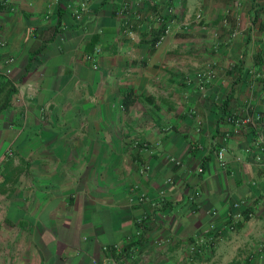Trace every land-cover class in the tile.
Returning a JSON list of instances; mask_svg holds the SVG:
<instances>
[{
  "label": "crops",
  "instance_id": "0c3cea01",
  "mask_svg": "<svg viewBox=\"0 0 264 264\" xmlns=\"http://www.w3.org/2000/svg\"><path fill=\"white\" fill-rule=\"evenodd\" d=\"M82 1L0 0V264H264V0Z\"/></svg>",
  "mask_w": 264,
  "mask_h": 264
},
{
  "label": "built area",
  "instance_id": "2783aa9c",
  "mask_svg": "<svg viewBox=\"0 0 264 264\" xmlns=\"http://www.w3.org/2000/svg\"><path fill=\"white\" fill-rule=\"evenodd\" d=\"M139 2H147L149 0H138ZM87 2L88 0H83L79 6L78 9L74 11L73 15L77 18L78 15L81 12H84L87 8ZM167 15H172V11L169 9L167 11ZM154 21L156 23L159 24V26L162 27L161 33L157 39V41L155 42L154 46H157L159 44V42L162 40V38L166 35L169 34L171 26L173 24V20L172 19H166L163 16L160 15H155L153 17ZM196 22H199L201 20L200 14H196L194 17ZM125 33L127 35H130L131 32L129 29L125 30ZM3 43L0 40V46H2ZM99 54V49L94 48L90 53L86 54L84 56V59L89 62L91 64V67L93 69H96V65H95V57ZM5 63H10L12 62V59H5L4 60ZM210 70V69H209ZM9 71L6 70L5 74H8ZM260 77H262L264 79V74H261ZM232 119H230L231 121ZM250 119L245 118L243 120H232V122L234 123L235 127L239 126L240 124H249L250 123ZM257 143L261 144L262 143V138L258 137L257 138ZM133 147H137L140 148L143 151H148V145L146 143H140V142H133ZM213 155L215 157V159L217 160L218 164L220 166H222L224 164V158H223V149H217L213 152ZM168 162L171 163L174 166H178L180 164V162L178 160H175L174 158H167ZM256 160H258V157L256 158ZM149 170V166L147 163H143L142 165L139 166L138 169V173L140 175L146 174ZM194 173L197 175H201L203 174V169L201 167H197L194 170ZM167 183L170 182V180L166 181ZM135 188V187H134ZM199 195V190L197 188H192L191 191L187 194L186 196V200L190 203H193L194 199H196V197ZM146 198L143 194H139L137 196V202L138 203H142L143 201H145ZM246 206L244 204L243 201H236L231 203L227 210H226V217L228 220V226L229 227H233L234 225H236L237 223H239L240 221H243L247 218H249L251 215L249 212L246 211ZM211 216H215V211H211L209 213ZM149 221V216L147 215H143L141 217H139L136 220V224L137 227H141L143 226L145 223H147ZM212 228H214L212 225H210L209 230L212 231ZM262 236L264 237V229H262ZM153 244L158 245L157 241H154ZM130 246L128 248H124L120 247L119 245H112L110 247H102V251L106 253L105 259L103 260V262L101 264H125V262L127 260H131V258H133V255L131 253V250L129 249Z\"/></svg>",
  "mask_w": 264,
  "mask_h": 264
},
{
  "label": "trees",
  "instance_id": "16d2710c",
  "mask_svg": "<svg viewBox=\"0 0 264 264\" xmlns=\"http://www.w3.org/2000/svg\"><path fill=\"white\" fill-rule=\"evenodd\" d=\"M161 30L162 27L159 26V29L157 31L148 34V36L150 37L148 39L150 51L153 50L154 48L153 46L157 41L161 33ZM13 94H14V89L13 87H11L9 81L4 77H0V112L10 105V101Z\"/></svg>",
  "mask_w": 264,
  "mask_h": 264
}]
</instances>
